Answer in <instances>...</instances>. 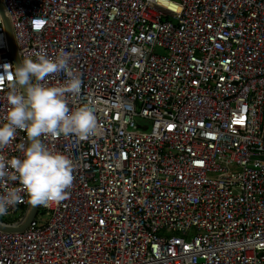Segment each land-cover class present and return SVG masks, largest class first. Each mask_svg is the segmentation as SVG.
Returning <instances> with one entry per match:
<instances>
[{"label":"built area","instance_id":"2783aa9c","mask_svg":"<svg viewBox=\"0 0 264 264\" xmlns=\"http://www.w3.org/2000/svg\"><path fill=\"white\" fill-rule=\"evenodd\" d=\"M0 2L21 60L70 53L72 106L93 105L101 129L44 140L72 161V184L25 228H0V264H264V0ZM31 205L0 225L22 226Z\"/></svg>","mask_w":264,"mask_h":264},{"label":"clouds","instance_id":"9594fccd","mask_svg":"<svg viewBox=\"0 0 264 264\" xmlns=\"http://www.w3.org/2000/svg\"><path fill=\"white\" fill-rule=\"evenodd\" d=\"M7 110L0 120V216L27 199L32 205H49L67 195L73 181L72 161L52 150L45 139L60 135L88 138L101 132L95 108L89 103L72 106L81 93L82 80L70 66V53L60 49L54 57L43 50L16 64H4ZM63 73L62 82L49 78ZM18 130L26 142L15 145L20 155L7 156Z\"/></svg>","mask_w":264,"mask_h":264},{"label":"water","instance_id":"95a60500","mask_svg":"<svg viewBox=\"0 0 264 264\" xmlns=\"http://www.w3.org/2000/svg\"><path fill=\"white\" fill-rule=\"evenodd\" d=\"M0 11H1L2 15L4 16L5 23L7 25V29H8V31L10 33L11 45H12V49H13V55H14L16 63H18L20 61V58H19V56H18V54L16 52L15 43H14V40H13V37H12V34H11L10 23L8 21V18L6 16V14H5V11H4L3 7H2L1 2H0ZM37 207H38V205H35V206L32 205L30 214H29L27 220L24 222V224L22 226H20L18 228H9V227H4V226L0 225V228L4 229V230H15V229H23V228H25L28 225V223L31 221L33 216L35 215Z\"/></svg>","mask_w":264,"mask_h":264},{"label":"rangeland","instance_id":"374dc122","mask_svg":"<svg viewBox=\"0 0 264 264\" xmlns=\"http://www.w3.org/2000/svg\"><path fill=\"white\" fill-rule=\"evenodd\" d=\"M174 1H178V0H174ZM157 50L159 52H163L164 51V49H162V48H158ZM139 122L142 123V124H150V123H153L152 120H149V119H146V118H139ZM30 210H31V208H30V206H28L26 209H24V211L22 212V215L23 216L24 215H27L28 216L29 213H30ZM0 222L7 223L9 221L5 220L2 216H0ZM193 232H194V230H193Z\"/></svg>","mask_w":264,"mask_h":264},{"label":"bare ground","instance_id":"6f19581e","mask_svg":"<svg viewBox=\"0 0 264 264\" xmlns=\"http://www.w3.org/2000/svg\"><path fill=\"white\" fill-rule=\"evenodd\" d=\"M162 1L166 2V0H162ZM166 3H168V2H166ZM169 5H171V4H169Z\"/></svg>","mask_w":264,"mask_h":264}]
</instances>
